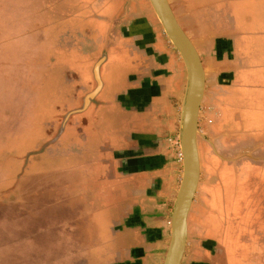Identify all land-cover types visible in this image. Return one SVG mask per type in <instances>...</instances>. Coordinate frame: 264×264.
<instances>
[{"label": "crops", "instance_id": "obj_1", "mask_svg": "<svg viewBox=\"0 0 264 264\" xmlns=\"http://www.w3.org/2000/svg\"><path fill=\"white\" fill-rule=\"evenodd\" d=\"M169 3L205 70L199 118L202 123L208 104L206 118L213 131L208 147L199 146L201 173L205 164L216 178L225 174L236 184L247 178L232 189L227 183L221 199L216 192L201 198L195 211L201 224L207 219L214 229L222 224L230 242L216 251L232 264L231 243L243 237L237 222L253 230L248 222L264 205L259 196L264 185H256L252 176L254 171L264 175V18L259 20L264 0ZM53 11L51 29L64 58L63 68L47 75L55 85L49 99L54 105L47 123L38 120L45 139L27 161L29 152L20 149L19 136L37 127L30 117L21 134H0V185L11 183L6 193L0 192V215L3 206L22 205L6 216L14 226H25L18 232L28 240L22 252L32 254L25 264H164L183 174L173 139L187 83L184 61L149 0H56ZM101 60L100 91L60 131L63 120L53 111L83 107L97 88L94 69ZM54 132V142L43 145ZM219 237L209 248L197 240L193 258L214 252ZM246 237L248 247L235 252L255 251L250 234ZM189 244L188 218L184 257Z\"/></svg>", "mask_w": 264, "mask_h": 264}, {"label": "rangeland", "instance_id": "obj_2", "mask_svg": "<svg viewBox=\"0 0 264 264\" xmlns=\"http://www.w3.org/2000/svg\"><path fill=\"white\" fill-rule=\"evenodd\" d=\"M55 3L56 0H0V134H4L7 131L20 133L25 127L26 117H30V123L32 122V125L36 124L37 127H35V130L33 128V132L30 131L29 133H26L27 130L24 129L23 135L19 136V141L22 140L20 149H23L24 152H29V156L24 158L26 161L35 152L38 153L41 150L37 145H41L45 138L43 125L38 123V120L43 124L47 123L50 120L51 104L52 106L54 105L53 102L49 103V99L55 96V85L48 80L47 75L53 71L55 73V70H60L64 66V58L59 56L56 50L58 43V38L55 34L56 30L51 29V22L56 15L54 11L52 12ZM263 18L262 14H259V20L263 21ZM51 41H53L54 49L50 45ZM54 55H56L55 61L52 60ZM102 76L103 80L107 76L106 65L102 67ZM260 95L264 99V89H262V92L260 91ZM25 107L31 109V112H24ZM208 107L209 105L206 104L202 123L199 118L198 143L202 150L208 147L209 136L213 131L211 130L210 132L208 125L211 120L206 118L210 110ZM39 112L42 115L38 114ZM53 112L61 115L60 117L63 120L68 110L56 108ZM59 127L57 130H59ZM53 134L50 139L47 138L45 140L43 145L54 142L57 133L54 132ZM178 136L179 132L176 138ZM9 142H11V139H8ZM21 146L23 147L21 148ZM179 147L178 144L174 143L176 157L183 170L182 161H180L178 155ZM236 158L239 159V157ZM1 161L2 158L0 157V165ZM204 166L194 201L195 205H193L195 208L191 210L193 212L189 217L190 244L182 264H228L225 253L216 251V249L224 248L230 242V240L225 239L222 224L221 227L216 229H214L211 220L207 219L201 224V221L195 215V211L202 206L201 198L204 201L205 197L213 196L216 192L221 199L227 183H230L227 188L232 189L233 186H238V182L247 181V178H239L236 184L234 179H226L225 174L224 177L221 176L220 178H216L215 174L210 175L205 164ZM23 170L24 166L18 168L17 171L14 170L13 175L20 171L23 172ZM252 176L256 185L258 184L260 187L261 182L264 185L263 174L254 171ZM9 184L11 183L0 185V192L6 193L9 189ZM217 194L215 197L218 199ZM259 196L264 200V188L262 192L260 191ZM13 206L16 209L3 206V212L0 215V238L1 242H3V244H0L3 246L0 248V264H17V259H20V264H25L30 261L32 256L29 252L26 254L22 252V246L28 240H22L19 234L21 235L20 232L26 231L24 229L25 226L23 224L14 226L6 216L17 212V209L20 210L22 207L21 204L19 206L14 204ZM252 214H256V220L253 222L250 220L248 223L255 225L253 230H245L243 220L237 222L241 228H238V232L243 237L241 240L237 237L236 241L231 243L235 247L232 264H264V205H260L258 212H253ZM252 214L250 213V216H253ZM245 218H249L247 213ZM248 234L252 238L251 244L255 245V251L253 253L235 252V249H246L248 247V242L246 241L248 240L246 237ZM219 235V241L214 247V252L205 251L204 253H198L197 257H195L196 259L193 258L191 249L192 245L197 243V240L203 247L209 248L210 241H213V238ZM30 249L31 247L29 246L28 251ZM1 258L3 261H1Z\"/></svg>", "mask_w": 264, "mask_h": 264}, {"label": "water", "instance_id": "obj_3", "mask_svg": "<svg viewBox=\"0 0 264 264\" xmlns=\"http://www.w3.org/2000/svg\"><path fill=\"white\" fill-rule=\"evenodd\" d=\"M165 33L179 51L186 68L187 83L181 109L179 144L182 154L183 174L171 216V237L164 264H182L188 240V218L198 192L201 177L199 154V116L205 91V70L201 57L189 36L179 24L169 0H149ZM94 69L97 88L89 93L80 109L67 113L63 121L82 112L97 95L102 86L100 66Z\"/></svg>", "mask_w": 264, "mask_h": 264}, {"label": "built area", "instance_id": "obj_4", "mask_svg": "<svg viewBox=\"0 0 264 264\" xmlns=\"http://www.w3.org/2000/svg\"><path fill=\"white\" fill-rule=\"evenodd\" d=\"M176 138V137H175ZM173 139L174 140V143H176V144H178V147L180 146V144H179V139L178 138H176V139ZM179 159H180V161H182V154H181V149H180V147H179Z\"/></svg>", "mask_w": 264, "mask_h": 264}, {"label": "flooded vegetation", "instance_id": "obj_5", "mask_svg": "<svg viewBox=\"0 0 264 264\" xmlns=\"http://www.w3.org/2000/svg\"><path fill=\"white\" fill-rule=\"evenodd\" d=\"M64 119H65V116H64ZM64 119H63V121H64ZM62 125H63V122H62ZM60 126V131L63 129V126Z\"/></svg>", "mask_w": 264, "mask_h": 264}]
</instances>
